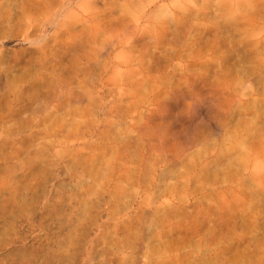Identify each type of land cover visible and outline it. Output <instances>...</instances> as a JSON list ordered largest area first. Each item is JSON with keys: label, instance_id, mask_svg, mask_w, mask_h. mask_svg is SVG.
Segmentation results:
<instances>
[{"label": "rangeland", "instance_id": "rangeland-1", "mask_svg": "<svg viewBox=\"0 0 264 264\" xmlns=\"http://www.w3.org/2000/svg\"><path fill=\"white\" fill-rule=\"evenodd\" d=\"M0 264H264V0H0Z\"/></svg>", "mask_w": 264, "mask_h": 264}, {"label": "bare ground", "instance_id": "bare-ground-1", "mask_svg": "<svg viewBox=\"0 0 264 264\" xmlns=\"http://www.w3.org/2000/svg\"><path fill=\"white\" fill-rule=\"evenodd\" d=\"M107 106V105H106ZM103 109V108H102ZM105 109V108H104ZM107 110L109 111V109L107 108ZM106 111V110H105ZM107 113V112H106ZM108 114V113H107ZM56 220V219H55ZM58 222V221H57ZM53 224V223H52ZM54 225V224H53ZM55 225H56V223H55Z\"/></svg>", "mask_w": 264, "mask_h": 264}]
</instances>
